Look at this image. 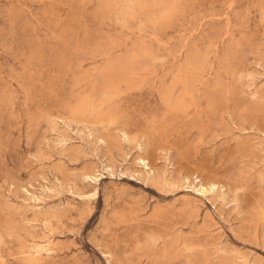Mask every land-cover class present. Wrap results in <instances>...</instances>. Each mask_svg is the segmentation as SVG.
<instances>
[{
    "label": "rangeland",
    "instance_id": "1",
    "mask_svg": "<svg viewBox=\"0 0 264 264\" xmlns=\"http://www.w3.org/2000/svg\"><path fill=\"white\" fill-rule=\"evenodd\" d=\"M0 264H264V0H0Z\"/></svg>",
    "mask_w": 264,
    "mask_h": 264
},
{
    "label": "bare ground",
    "instance_id": "2",
    "mask_svg": "<svg viewBox=\"0 0 264 264\" xmlns=\"http://www.w3.org/2000/svg\"><path fill=\"white\" fill-rule=\"evenodd\" d=\"M131 66V65H130ZM192 74V73H191ZM111 94V93H110ZM184 103L183 99L181 98V100L178 101V105L182 106ZM98 180V179H97Z\"/></svg>",
    "mask_w": 264,
    "mask_h": 264
}]
</instances>
